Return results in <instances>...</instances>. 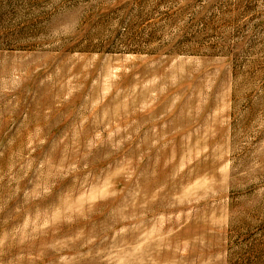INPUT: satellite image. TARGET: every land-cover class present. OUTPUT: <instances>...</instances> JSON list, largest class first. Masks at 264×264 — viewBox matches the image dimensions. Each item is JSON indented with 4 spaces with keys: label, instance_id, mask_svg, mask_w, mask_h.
Here are the masks:
<instances>
[{
    "label": "rangeland",
    "instance_id": "obj_1",
    "mask_svg": "<svg viewBox=\"0 0 264 264\" xmlns=\"http://www.w3.org/2000/svg\"><path fill=\"white\" fill-rule=\"evenodd\" d=\"M0 264H264V0H0Z\"/></svg>",
    "mask_w": 264,
    "mask_h": 264
}]
</instances>
